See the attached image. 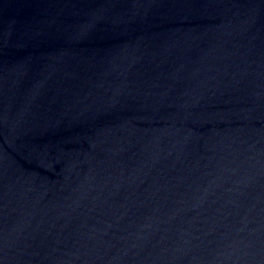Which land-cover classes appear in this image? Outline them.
<instances>
[{"label":"water","instance_id":"1","mask_svg":"<svg viewBox=\"0 0 264 264\" xmlns=\"http://www.w3.org/2000/svg\"><path fill=\"white\" fill-rule=\"evenodd\" d=\"M0 264H264V0H0Z\"/></svg>","mask_w":264,"mask_h":264}]
</instances>
